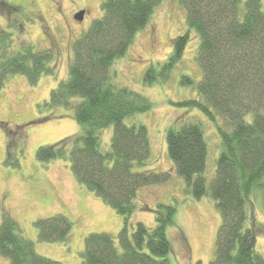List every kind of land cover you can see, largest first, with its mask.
I'll return each mask as SVG.
<instances>
[{"label": "trees", "instance_id": "16d2710c", "mask_svg": "<svg viewBox=\"0 0 264 264\" xmlns=\"http://www.w3.org/2000/svg\"><path fill=\"white\" fill-rule=\"evenodd\" d=\"M163 0H104L96 18L73 46L68 77L52 90L49 107L73 105L81 132L53 145L41 146V162L68 160L76 179L123 217L119 243L109 232L86 236L84 264H171L168 226L177 206L159 203L156 224L133 223L140 207L139 192L168 175L140 170L151 156L150 136L141 122L127 119L152 109L144 93L114 80L113 64L124 57L137 33L145 29ZM186 9L189 31L173 39L165 61L151 64L145 84L170 79L193 30L199 36L197 60L203 77L195 82L183 75L181 84L194 87L199 97L170 102L198 109L215 122L221 137L215 175L205 176L208 143L202 122L194 119L171 126L166 134L169 156L185 179L186 192L200 199L210 195L222 215L215 257L210 264H264L256 239L264 223L254 213L257 200L264 205V10L263 0H177ZM0 9L13 15L20 7L0 0ZM19 19V18H18ZM10 23L0 31V91L12 75H24L37 84L45 74L55 75L51 49L37 50L17 42L14 31L23 23ZM21 19V18H20ZM21 33V32H20ZM113 126L111 149L101 144V132ZM145 210H151L146 203ZM38 239L70 240L72 221L63 213L38 219ZM0 254L10 264H65L39 254L18 221L5 213L0 224Z\"/></svg>", "mask_w": 264, "mask_h": 264}, {"label": "rangeland", "instance_id": "374dc122", "mask_svg": "<svg viewBox=\"0 0 264 264\" xmlns=\"http://www.w3.org/2000/svg\"><path fill=\"white\" fill-rule=\"evenodd\" d=\"M3 1L21 9L13 17L0 9V31L19 18L24 27L22 31H14L17 42L27 41L37 50L51 49L56 74L43 75L37 84H31L24 75H12L0 91V224L7 213L34 241L39 254L65 264H84L81 254L86 236L92 232H109L120 246L123 217L76 179L70 161L41 162L37 151L41 146L53 145L81 132L74 108L78 98L70 107L52 108L46 103L52 90L68 77L74 42L102 15L104 0ZM262 8L264 10V0ZM80 10H85L82 21L75 17ZM187 31L186 9L177 0H163L149 25L137 33L127 54L114 61L113 70L117 84L144 93L153 103L148 112L127 119L128 124L144 123L149 131L151 156L140 170L168 175L163 181L141 189L140 207L132 215V221H142L152 228L156 224L157 205L175 204L177 212L167 229L172 246L171 264H210L215 257L218 230L222 224L221 212L210 195L198 199L186 192V181L169 156L166 140L171 126L194 119L202 122L208 143L205 176L210 186L221 149L216 124L198 109L170 102L199 97L194 87L181 84L183 75L190 76L195 82L203 77L197 60V33L189 32L183 58L169 80L150 85L144 83L150 65L165 61L172 51L173 39ZM113 133V126L101 132L103 149H111ZM143 203L151 210L142 208ZM254 209L257 220L264 223L262 199L257 200ZM57 213L65 214L73 223L70 240L40 241L35 222ZM255 247L264 256V235L257 236ZM0 264H10V260L0 254Z\"/></svg>", "mask_w": 264, "mask_h": 264}, {"label": "water", "instance_id": "95a60500", "mask_svg": "<svg viewBox=\"0 0 264 264\" xmlns=\"http://www.w3.org/2000/svg\"><path fill=\"white\" fill-rule=\"evenodd\" d=\"M75 17L77 20L82 21L85 17V10H80Z\"/></svg>", "mask_w": 264, "mask_h": 264}]
</instances>
